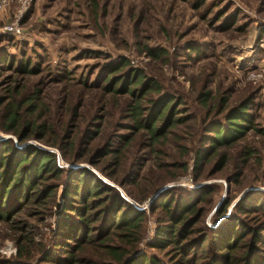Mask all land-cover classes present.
Returning a JSON list of instances; mask_svg holds the SVG:
<instances>
[{
	"label": "rangeland",
	"instance_id": "1",
	"mask_svg": "<svg viewBox=\"0 0 264 264\" xmlns=\"http://www.w3.org/2000/svg\"><path fill=\"white\" fill-rule=\"evenodd\" d=\"M18 25L21 36L0 31V141L51 151L64 170L51 182L57 185L53 200L0 221V263L51 264L41 257L53 250L55 202L65 171L74 168L88 169L144 212L133 251L164 263L169 248L147 246L158 211L151 212L150 203L163 190L186 196L211 188L197 204L203 212L195 227L217 226L240 198L248 195L252 205L264 194V0H32ZM121 59L127 66L105 80L107 65ZM130 70L143 77L129 87L138 100L122 93ZM204 92L209 96L202 103ZM164 96L174 101L154 124L173 120L163 134L153 139L134 129L132 105L138 104L141 121ZM243 104L249 129L207 156L208 125H225L227 112ZM9 110L16 114L11 131ZM196 153L204 155L197 169ZM189 179L192 187L178 184ZM238 217L255 226L261 211Z\"/></svg>",
	"mask_w": 264,
	"mask_h": 264
},
{
	"label": "trees",
	"instance_id": "2",
	"mask_svg": "<svg viewBox=\"0 0 264 264\" xmlns=\"http://www.w3.org/2000/svg\"><path fill=\"white\" fill-rule=\"evenodd\" d=\"M148 50L149 55H152ZM156 56V55H155ZM127 66L121 59L118 63L107 65L106 78L118 69ZM127 86L123 94L138 100L135 91L129 88L138 84L143 77L137 70H130ZM114 79L109 88L116 85ZM112 85V86H111ZM145 86V84L143 85ZM146 90L150 84L146 83ZM154 88L155 86H151ZM144 89V88H143ZM142 89V91H143ZM209 93L200 95L202 103ZM174 100L162 97L152 112L139 121L138 104L129 110L135 124L134 129H143L153 139L163 134V126L168 127L173 120H162L160 127L154 124L162 119L167 105ZM0 100V105H1ZM247 106L243 104L227 112L225 125L211 123L207 127L203 143L207 145L209 156L219 146H231L241 139L250 127L246 114ZM14 110L15 109H11ZM8 111L6 116L7 131L16 120L15 112ZM11 128V129H10ZM24 128H27L25 126ZM40 128V127H37ZM262 134L261 130H256ZM16 134V133H15ZM20 143L25 139L24 133L16 134ZM19 143V144H20ZM204 156V155H203ZM196 153L194 167L202 164L204 157ZM224 161L220 158L217 167ZM63 168L57 164L56 156L45 149L27 144L14 146L8 140L0 141V221L8 223L12 216L24 207L38 205L45 200H53L56 188L53 180H58ZM66 179L59 193L60 202L56 203L55 237L52 251H43L41 260L51 264H264V194H259L256 203L249 205L250 197L240 198L233 206L227 218L214 227H195L202 222L203 208L199 202H206L211 192L208 185L190 191L188 195L163 190L150 203V211L158 209L155 217L156 226L149 248L163 250L168 247V262L164 263L152 254L133 251L134 244L140 238L141 220L144 212L128 203L114 187L108 185L86 168H74L65 171ZM238 174V173H237ZM237 174L233 175L234 180ZM50 182V183H47ZM227 202L215 210L216 216L225 212ZM261 211V219L255 226L245 225L238 217L256 214ZM15 221L16 218H13ZM11 223V222H10ZM193 234V235H192ZM192 235V236H191ZM248 236L247 239L243 237ZM117 243L114 244L113 240ZM94 246V249H90ZM89 247V248H87ZM59 250V253H55ZM89 250V253H86ZM98 250L100 252L98 253ZM20 255V249L17 250ZM97 255V256H96ZM203 256L201 258L200 256ZM0 264H27L5 261Z\"/></svg>",
	"mask_w": 264,
	"mask_h": 264
},
{
	"label": "built area",
	"instance_id": "3",
	"mask_svg": "<svg viewBox=\"0 0 264 264\" xmlns=\"http://www.w3.org/2000/svg\"><path fill=\"white\" fill-rule=\"evenodd\" d=\"M32 0H0V31L15 37L21 36L19 21L31 6ZM191 179L181 180L179 185L192 187Z\"/></svg>",
	"mask_w": 264,
	"mask_h": 264
}]
</instances>
